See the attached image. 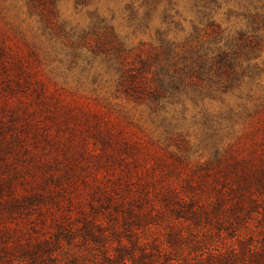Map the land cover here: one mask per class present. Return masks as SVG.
Here are the masks:
<instances>
[{
    "label": "rangeland",
    "instance_id": "obj_1",
    "mask_svg": "<svg viewBox=\"0 0 264 264\" xmlns=\"http://www.w3.org/2000/svg\"><path fill=\"white\" fill-rule=\"evenodd\" d=\"M49 1L47 25L0 0V264H30L32 249L47 264H264V72L155 115L115 92L99 44L112 26L150 53L166 0L147 26L128 17L142 0ZM226 1L216 22L244 27L225 14L243 2ZM172 4L189 30V3ZM252 61L264 68V44Z\"/></svg>",
    "mask_w": 264,
    "mask_h": 264
},
{
    "label": "trees",
    "instance_id": "obj_2",
    "mask_svg": "<svg viewBox=\"0 0 264 264\" xmlns=\"http://www.w3.org/2000/svg\"><path fill=\"white\" fill-rule=\"evenodd\" d=\"M186 1L191 9L189 30L182 25L181 13L173 7L172 0H166L168 5L158 12L165 29L156 30L158 44L144 56L116 42L112 26L105 27L111 38L100 40L107 68L116 75L115 92L136 105L147 106L155 115L170 108L176 112L177 106L181 107L180 114H184V98L197 103L204 97L220 99L234 91L242 92L248 86L250 91L255 78L264 72V68L252 61L264 44V0H239L238 5L243 2L240 12L227 8L228 18L235 16L244 21V27L232 31L222 29L216 22V15L226 0ZM158 2L142 0V15L130 2L128 17L147 26ZM47 3L52 10L53 0ZM27 4L47 25L52 23L49 10L40 9L37 0H27ZM103 19L100 17L99 21ZM171 26L177 30L172 38L169 37ZM5 55V48L0 46V59ZM0 67H3L1 63ZM258 112H264V96L256 102L254 113ZM210 122L207 118L201 120L202 125ZM36 249L47 250L41 246ZM29 253L32 254L30 264H47L44 258L35 259L37 253L33 249Z\"/></svg>",
    "mask_w": 264,
    "mask_h": 264
}]
</instances>
